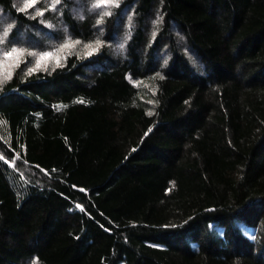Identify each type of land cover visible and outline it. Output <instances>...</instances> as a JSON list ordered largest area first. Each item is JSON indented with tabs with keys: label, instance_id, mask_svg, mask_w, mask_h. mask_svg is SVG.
I'll list each match as a JSON object with an SVG mask.
<instances>
[{
	"label": "trees",
	"instance_id": "obj_1",
	"mask_svg": "<svg viewBox=\"0 0 264 264\" xmlns=\"http://www.w3.org/2000/svg\"><path fill=\"white\" fill-rule=\"evenodd\" d=\"M22 1L101 46L0 84V264H264V0Z\"/></svg>",
	"mask_w": 264,
	"mask_h": 264
},
{
	"label": "rangeland",
	"instance_id": "obj_2",
	"mask_svg": "<svg viewBox=\"0 0 264 264\" xmlns=\"http://www.w3.org/2000/svg\"><path fill=\"white\" fill-rule=\"evenodd\" d=\"M38 1V0H37ZM49 5L51 7H54V0H47ZM74 1V0H73ZM123 0H120L119 2V6L121 4ZM30 0L28 2H25V1H22L21 3V8L23 9L24 8V5L25 3H29ZM95 3V2H94ZM94 3L91 5V12L94 14V15H97L98 19L96 20H100L101 19V14L103 11L107 10V11H110L111 12V15L112 13H114V10L119 8L118 7H111V8H108V9H105V8H95L93 5ZM50 7V8H51ZM32 8V7H31ZM30 9V8H29ZM77 10H72V13L76 12ZM105 16L103 17V19L105 18H110L112 16ZM0 19H1V16H0ZM42 29L39 30V31H34V36L37 37L40 42L42 43V46L45 47V48H40V49H36V50H25L23 46L21 47H14L16 48L17 50L19 51H22L24 53V55L22 57H20V62L18 64L19 65H28V64H33V67L32 69H35L36 67V60L38 59L39 56L45 54V53H53L54 56H53V59H50L48 61H42L41 62V67L39 69H42V70H45L47 68H53L56 66V63H55V60L56 58H59V63L61 64L63 58L71 53L79 56V57H83V58H88L90 57L91 55H87L86 52V48H85V45L87 44H95V42L97 40H92L90 42H80L78 45H76L75 47L73 48H68V49H64V51H60V49L62 48V46L66 43L68 44H71V43H74L75 41H71V38L70 36L65 32L64 35L61 37V41L59 40H55L53 41V39L51 38V35H50V31H48L49 28V24L48 23H42ZM127 26V25H126ZM56 30H59L58 28H54ZM53 31V30H52ZM119 42V43H118ZM123 42H122V39L121 41H118V39H115L114 40V46H113V51H119L120 49H122V46H123ZM1 45V44H0ZM8 51H11V50H8ZM7 50H5L4 47H1L0 46V63H3L4 64V67L2 69H0V72H3L4 75H7V73L10 71L12 72L17 66H14L16 65V59L15 57H13L12 59L8 60L7 62H4L3 61V57H4V54L5 52H8ZM34 54V55H32ZM47 64V67L45 68L44 67V64ZM2 77H0L1 79Z\"/></svg>",
	"mask_w": 264,
	"mask_h": 264
},
{
	"label": "snow or ice",
	"instance_id": "obj_3",
	"mask_svg": "<svg viewBox=\"0 0 264 264\" xmlns=\"http://www.w3.org/2000/svg\"><path fill=\"white\" fill-rule=\"evenodd\" d=\"M37 0H30L29 3H25L24 5V8L21 9L22 11L24 10H27L31 7H33L35 4H36ZM119 2L120 0H95V3H94V7L95 8H105V9H108V8H111V7H118L119 6ZM60 3V0H54V7L56 4H59ZM39 15H43V13H38ZM111 15V12L110 11H103L102 14H101V19L97 21V23H103V17L105 16H110ZM8 35V32L7 30H5V32L3 33V36H0V44H3L4 43V38L7 37ZM80 43V41H75L74 43H71V44H64L62 46V48L60 49V51H64V49H68V48H73L75 47L76 45H78ZM101 46V41L100 40H97L95 42V44H87L85 45V48L87 50L86 54L87 55H93L95 54L99 48ZM24 55V53L22 51H19L17 50L16 48H12L11 51H8V52H5L4 54V57H3V61L4 62H7L8 60L12 59L13 57H15L16 59V65L14 66H18L19 62H20V57H22ZM34 55V54H32ZM53 56L54 54L53 53H45L41 56L38 57V59L36 60V67L35 69H29V73L39 69L41 67V62L42 61H48L50 59H53ZM55 63H56V66L59 67L60 66V63H59V58H56L55 60ZM4 67V64L3 63H0V69H2ZM44 67L46 68L47 67V64L45 63L44 64ZM0 77H2V79H0V84L6 82L7 79H10L11 78V72L9 71L7 73V75H4L3 72H0ZM82 103V101H80ZM79 207V205H78Z\"/></svg>",
	"mask_w": 264,
	"mask_h": 264
}]
</instances>
